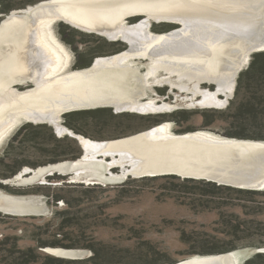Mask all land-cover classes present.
<instances>
[{"label": "rangeland", "instance_id": "1", "mask_svg": "<svg viewBox=\"0 0 264 264\" xmlns=\"http://www.w3.org/2000/svg\"><path fill=\"white\" fill-rule=\"evenodd\" d=\"M44 1L48 0H42L35 4H30L22 9H16L17 14H27L30 8L38 6ZM250 4L253 5L255 9L260 8L262 10L261 18L257 22L253 33V35H259V33L263 34L262 36L259 35V37L261 36L262 38L264 36V0H259L258 2L251 1ZM7 15L8 14H0V25L2 21L5 20ZM143 18L144 17L140 15L127 17L125 19V26L130 27L131 25H135ZM148 22L146 33L142 36L143 38L138 39L140 44L145 43L143 42L145 41L144 38L148 35L151 36L163 33L168 34L174 29L178 30L182 27L181 23H167L169 24L167 26L161 25V22L154 21L152 18H148ZM36 24L35 31H32L31 33L33 50L32 53L30 51V63L32 59L31 54H37L38 44L36 42V38L41 25L38 24V21H36ZM63 24L68 25L70 29L62 28ZM158 25L162 28L165 27V29L158 31L152 29V27H156ZM261 25L263 27H261ZM73 26L74 25H70L61 19L52 21L48 26L49 35L53 41L61 47L62 51L66 55V65L60 73L61 76L67 75V73L76 71L80 68L75 67L74 62L78 57V52L81 50L88 49L90 54L94 53V51L90 48H95L94 50L101 49L105 52L102 55L92 56L91 65H93V61L97 57H111L119 54L121 51L129 49L128 51L131 53L128 55V59L122 64H110L105 67L108 68L105 69V71L102 66H99L101 70L98 71L99 73L96 72L98 73L97 75L94 73L91 76V79L93 80L98 76L101 79V84L105 86L103 89L106 88L107 91L111 89V92L118 91V93L122 94L121 101L124 103L134 101L145 102L147 100H152L157 103L156 105L169 103V106L171 105L173 107L171 108L170 106L167 109L155 112L125 110L120 109L121 107L118 108L115 104L94 105L92 103L97 100L96 97L99 98L100 96H95V98L86 96V99L83 100V104L77 103L78 105L72 107H80L81 109H109V111L95 112L94 114H89L87 116V123L81 126L82 131L90 135L86 136V134L83 135L75 132L63 123V114L68 111L63 112L62 114L61 112L66 109H57L60 112L57 110L55 111L56 113L54 115H58V118L56 119L58 122L44 119L26 120L23 117V113L27 110V107H25L24 104L22 105V103H18L19 105L13 103V105H11L10 102L14 101L16 96H20L27 91L36 90L38 82L28 76L21 77L16 83L11 84L6 90L17 93L14 98H12L13 96H11L10 91H8L9 93L3 92L0 94V135L4 132L0 139V158L3 159L0 160V197L4 198V196L7 195L6 197L14 199V201L20 203L22 205V209H19L17 212H12L0 208V239L5 236L17 235L21 237L18 242L20 246L34 245L36 242L33 238H37L38 240L42 239L44 242H51L52 234L55 230H57L58 224L61 221L66 220L68 225L69 223H75V225L63 227L62 232H67V234H69V241L77 247H45L42 251H40L52 255L54 254V256H56L55 253L48 251L47 248L84 250L85 253L79 258L88 257L91 253L86 247L81 246L84 241L80 240L79 235L77 234V226L80 223L82 224L83 221L77 220L75 216L68 217L69 214H67V216H63V219L61 216H57L59 213L58 211L63 210L67 205L64 199L56 201L54 197L64 196L69 199H74L83 195L82 190H84V188H102L98 194L100 196V203L103 204L108 202L109 206L103 209L100 208L99 204H93L92 209L90 208L88 211H95V213H98L95 217L105 219L100 220L101 223L104 222L105 225H99L100 227L97 228V232L95 234L101 243L106 244L103 253L106 254V257L107 255L110 256L112 260L111 264H175L193 257L218 256L223 254L198 253V250H218L216 252H220V249L224 250L229 248H231V251L229 252L232 254V263L244 264V261L256 252H264V197L257 196L252 201H243V203L250 206L254 211L252 215L245 214L238 206L223 209V214H225V211L226 213L236 212L240 218L249 219L250 217V219H253L251 222L252 229L247 230L249 236L242 239V231H239L237 235H233L234 237H226V234L221 233V230H226V228H228V226L232 223L223 227L224 225L222 223L217 222L219 216L216 211L197 212V210L193 211L187 203H184L188 202V200H190L189 198L196 197L195 195L190 197L188 194L180 192V187H178L177 184L181 178L186 177L179 176V181L169 179L162 180L159 178L136 180L135 178H139L140 176L132 171H129L124 177L117 179L113 176V174L122 175L123 173H126V171L133 165L132 161L125 156H119V153L117 155H113L109 152H92L90 149V152L88 151V153H86L84 150L86 147L82 145L80 140V136L89 138V140L92 141L94 140V142H101L135 135L148 130L145 129L139 131L143 122L140 121L141 119L139 117V119L136 118L135 115L138 116L145 113L155 115L158 112L167 114H174L177 112L176 115H173L174 117L176 116L177 122L172 121L170 118L164 121L167 124V130L173 135L188 133L190 130H192L191 132L203 130L216 136L225 137L223 136V133L229 130V123L224 120V116L230 102L234 100V92L238 75L248 66L253 52L250 53L249 59L245 60L242 58L247 56L246 54H243L247 50L246 46L244 49L238 44V47H224V50H233L231 53L232 55L234 54V56H232L233 59L231 60L233 61L235 58L234 62L236 61L237 66L239 65L235 70L234 84L229 94H227L228 90L224 88V85H229V79L225 78L226 72L229 73V71H222L224 66H226L227 62L225 61L229 56H223V58L220 59L217 55H214L213 58L215 66L210 67L208 66V58L211 54L208 53L211 48L212 50L213 48H217L225 40H229L228 43H236L238 40L241 41L242 39V42L246 43L245 41H247L248 38L238 35L231 37L229 33L221 35L220 32H217L220 28L217 29L215 27H209L211 32H207L206 35L203 34L202 31H196L195 34H182L176 36L175 38L173 37V39L177 40H173L168 43L166 42L163 46H158L159 50L157 53H153L152 49V52L149 50L153 47V43L148 45V42L146 41L147 45L145 47H141V49H146L147 51L149 50V52L138 54V48H136L137 50L132 48L129 41L123 39L122 37H119L117 41L124 44L125 49L119 52H114L113 48H107V43L106 46H103V44L102 48L97 47L99 45H95L96 41L97 43H100V41L108 42L112 39H109L107 36L104 37L91 32H82V30L80 31V29ZM77 31L82 32L83 34L78 36L76 34ZM149 38L150 37L147 39ZM185 40L191 41L193 44L199 43L200 45L198 44L199 46H196V50L191 52L192 49L189 45L185 44ZM202 40H204V42L200 43ZM176 43H178V45H175ZM7 47L8 46L5 45L2 46L5 50ZM132 49L133 51H131ZM236 52H238V54H235ZM199 54H208V56H201ZM89 55L85 57H89ZM205 59L208 61V64L204 65L203 63ZM35 60H37V57ZM237 60H240L241 63H238ZM91 65L89 66V70L91 69ZM29 66H32V70L38 71L39 69L36 68L38 65H33V63L29 64ZM216 66H218V68H216ZM219 68H221V79L213 77V75H211L208 71V69L216 71ZM232 72L233 71H230L228 76L231 77ZM60 75L58 77H60ZM111 76H113L114 79ZM58 77H54V80L53 78L48 79L49 81L47 82L49 85L51 83V85L54 86V82L58 80ZM104 77L108 79H105ZM220 87H223V90H218ZM88 89L89 88H86V90ZM203 90L211 92L214 91L213 93H216L218 98L226 99V103L218 107L204 106L198 103ZM106 95L103 94V96ZM5 105L6 107H4ZM28 108L32 110L39 109L36 107ZM42 111H51V113H54V110L48 108H43ZM35 112L38 113L37 111ZM111 113L119 114V117L115 120L112 118L113 116H111ZM123 113L126 115H122ZM14 117L17 122L11 129H9V131H6L10 126V119ZM100 120L101 122L99 124L94 123L95 121L99 122ZM27 122L34 124H38L39 122L46 123L52 128L56 136L62 137L67 135L74 138L84 152L82 151L81 156L74 160H63L46 165H40L34 168L24 165L25 167L22 166L23 168L14 175L3 177L5 175L2 174H7L11 168H13L11 165L7 164L9 163V161H7L8 159L6 160L2 157L4 155V149L8 141L15 134L16 130ZM56 125H60L64 128V130L59 131ZM154 126H151L150 128ZM246 128L247 129L240 132H253L250 129V125ZM257 133L264 135V131H257ZM92 135H97L98 138H92ZM101 137L104 139H99ZM44 153L34 154L32 151H27L25 153V160H43L48 156V153H46L47 155ZM49 154L52 155V153ZM78 160L81 161L80 166H77L75 169L70 168L62 172L53 171L50 174L46 173L43 176L44 179H37L32 182L21 183V181L17 180V176H30V172H33L43 166ZM83 161L84 163H82ZM25 168L31 169L32 171L23 173ZM53 174H55L56 177H48V175ZM259 174H264V168L259 170ZM170 188L179 189V192H177L178 199L171 196ZM31 190H37L38 192H32ZM125 190H131V192H126ZM117 199H120L117 203L112 202L114 200L117 201ZM229 217L231 219H235V216ZM260 221H262V224H260ZM181 238H185L188 242H185Z\"/></svg>", "mask_w": 264, "mask_h": 264}, {"label": "bare ground", "instance_id": "2", "mask_svg": "<svg viewBox=\"0 0 264 264\" xmlns=\"http://www.w3.org/2000/svg\"><path fill=\"white\" fill-rule=\"evenodd\" d=\"M251 1L258 2L259 0H48L38 6L30 8L27 14H17V10H12L0 25V94L10 91L6 89H8L11 84L16 83L21 77L30 76L37 80L38 86L36 90L27 91L20 96H16L17 93L10 91L11 96H13L12 98L16 96L14 101L10 102L11 105H13V103H22V105L24 104L25 107H27V110L23 113V117L26 120L44 119L56 121L58 115L55 116L54 114L57 109H66L62 111L61 114L69 110L81 109L80 107L72 106L83 104V100L86 99V96L94 98L95 96H100L99 98L96 97L97 100L92 103L94 105L115 104L118 108L121 107L120 109L141 112L162 111V109H167L171 106L167 103L156 105L152 100L124 103L121 101V93H118V91L111 92V89L108 91L106 88L103 89L105 86L101 84V79L98 76L93 80L91 79L94 73L101 70L99 66H102L105 71V69H108L105 67L110 64H122L128 59V55L131 53L128 51L129 49L121 51L119 54L111 57L95 58L90 70L88 66L61 76L60 73L66 65V55L48 33V26L56 19H61L70 25L72 24L74 25L73 27L82 31L107 36L112 40L122 37L129 41L132 48H138V54L149 52L151 49L153 53H157L159 50L158 46H163L166 42L177 40L173 39V37L175 38L182 34L191 35L195 34L196 31H202V33L206 35L207 32H211L209 27L220 28L221 30H216L220 32L221 35L229 33L231 37L234 35L246 37L248 38L247 41H245L247 44L242 42L240 38L241 41L238 40L236 43H228L229 40H225L217 48H213V50L211 48L208 53L211 54L208 58L209 64L206 59L203 63L204 65L208 64V66L214 67V55H217L220 59L227 55L231 57L226 59V66H224L222 70L225 72L229 71V73L233 71L231 77L228 76L229 73L227 72L225 75V78L229 79V85H224V88L228 90L227 94H229L233 88L235 70L239 65L237 66L236 61L234 62L235 58L233 61L231 60L233 59L232 56H234V54L232 55L231 53L233 50H224V47H238V44L244 49L246 46L247 50L243 54L247 56L242 58L245 60L249 59L253 49H264V36L261 38L263 34L259 33V35H261L260 37L258 34L253 35L257 22L261 18L262 10L260 8L255 9L254 6L250 4ZM131 15H140L144 18L135 25H131L130 27L125 26V19ZM148 18H152L154 21L159 22L170 20L169 22L181 23L182 27L178 30L174 29L168 34L163 33L164 35H148L144 38L145 41L143 42L145 43L140 44L138 39L143 38L142 36L146 33V27L149 23ZM36 21H38V24L41 26L36 38L38 44L37 54H31V63H33V65H38L36 67L39 68L38 71L32 70V66H29V64H31L29 61L30 51L32 53L33 50L31 33L35 31L37 25ZM261 27L263 26L261 25ZM148 37L150 38L147 39ZM146 41L148 45L153 43V47L148 51L146 49H141V47L147 45ZM203 42L204 40L200 43ZM185 44L191 47V52L195 51L196 46L200 45L199 43V45L197 43L193 44L191 41L186 40ZM3 45L8 46L6 50L2 48ZM175 45H178V43ZM131 51H133V49ZM208 54L199 55L208 56ZM235 54H238V52ZM36 57L37 60H35ZM237 62L241 63L240 60H237ZM216 68H218V66H216ZM220 69L221 68L216 71L208 69V71L213 77L221 79ZM59 75L60 77H58ZM56 76L58 80L56 79L57 81L54 82V86L50 83L51 87L47 81L51 78L54 80ZM85 87L89 89L86 90ZM219 89L223 90V87L218 88V90ZM213 92L203 90L202 94L200 93L201 98L198 103L213 107H218L226 103V99L218 98V95ZM103 94L108 95H106V97L103 96ZM6 105L4 107H6ZM28 107L39 108V111L29 109ZM172 107L173 106H171V108ZM43 108L54 110V113H51V111L44 112L42 111ZM14 118L10 119V126L6 131H9L17 122L16 118ZM56 127L59 131L64 130L60 125H56ZM3 134L4 132L1 133L0 139ZM80 140L82 145L86 147V149H84L86 153H88V151L90 152V150L92 152H109L113 155L119 153V156H125L132 161L133 165L126 173L122 174L123 176L113 174L117 179L124 177L129 171H132L139 176L175 174L181 177L215 180L217 183H225L241 188L261 189L264 187V174H259V170L264 168V142L261 141L220 137L203 130L173 135L167 130V124L165 122L159 123L146 131L121 139L94 142V140L92 141L89 140V138L80 136ZM80 162L81 161L78 160L50 164L44 168L41 167L35 170L33 174L29 177L27 176V178L21 175L17 180L21 181V183H26L37 179H44V174L48 173L50 170L57 169L64 171L70 168L75 169L77 166H80ZM82 163H84V161ZM29 171L32 170L25 168L23 173ZM6 196H4V198L0 197L1 209L12 212H17L19 209H22L20 203ZM47 249L55 253V255L64 258H79L85 253L84 250L75 249ZM175 264L233 263L232 254L228 252L218 256L193 257Z\"/></svg>", "mask_w": 264, "mask_h": 264}, {"label": "trees", "instance_id": "3", "mask_svg": "<svg viewBox=\"0 0 264 264\" xmlns=\"http://www.w3.org/2000/svg\"><path fill=\"white\" fill-rule=\"evenodd\" d=\"M42 0H0V14L5 15L10 13L12 10L22 9L30 4H35ZM161 25H169L166 22H161ZM62 28L70 29L68 25L62 26ZM154 30V27H152ZM64 31V30H63ZM81 31V30H80ZM85 32V31H82ZM77 31V35L81 36L83 33ZM102 36V35H101ZM105 37V36H104ZM111 40L108 42L95 43L99 45L97 47L106 46L107 48H113L114 52H119L125 49V45L119 41ZM94 51L93 54L89 53V50H81L78 52V57L75 60V67H80L79 69L86 68L91 65V58L94 55H102L105 53L101 49L94 50L95 48H90ZM90 54V55H89ZM89 55V57H85ZM235 97L227 107L224 120L228 121V131L223 133V136L227 138H237V139H249V140H261L264 141V135L257 133V131H264V50L256 51L251 54V58L248 66L242 70L237 78V84L235 88ZM109 111L105 108L97 109H81L73 110L63 114V123L75 132L81 133L86 136H90L83 132L81 126L86 124L87 116L94 114L95 112ZM128 112V111H126ZM135 113V112H134ZM177 112L170 113H160L155 115L151 113H145L140 115H135L136 118H140L143 125L141 130L149 129L151 126L157 125L166 121L170 118L172 121L177 122L176 115ZM119 114H112V118L116 120ZM122 115H126L123 113ZM138 118V119H139ZM101 120L95 121V124H99ZM104 123V121H103ZM106 124V123H105ZM250 125L251 133H243ZM244 125V127H243ZM257 130V131H256ZM192 130H190L191 132ZM138 132V131H137ZM135 133V132H134ZM92 138H98L97 135L91 136ZM104 139V138H99ZM60 149V150H58ZM27 151H32V153H48V156L43 160L37 161H26L25 153ZM82 148L78 142L70 136L58 137L53 132L52 128L44 122H39L34 124L31 122L24 123L15 132V134L8 141L5 149V158L11 165V170L3 177H8L17 173L22 166L37 167L40 165H46L49 163H55L63 160H74L81 156ZM49 153H52L50 155ZM47 155V154H46ZM4 159V160H5ZM0 160H3L0 158ZM24 166V167H25ZM55 174L48 175L49 178H53ZM56 177V176H55ZM181 177V176H180ZM178 175L166 174V175H156V176H140L135 178L136 180L144 179H162V180H178L180 179ZM135 181V180H134ZM179 181V180H178ZM180 187V192L188 194L190 197L195 195V198H189L187 203L188 206L197 212H210L216 211L219 219L218 223H222L225 227L230 224L226 230H221V233L226 234V237H234L239 231H242L241 238L244 239L249 236L247 230L252 229L251 222L253 219L240 218L236 212L224 213V208L238 206L247 215H252L254 211L250 206L243 203L246 200H254L257 196L264 197L263 189H252V188H241L233 187L228 185L219 184L217 182L206 180V179H195V178H181L177 184ZM189 187V188H186ZM102 188H84L82 190L83 195L76 198H67L64 196H55L57 200H65L66 208L58 211L57 216L71 217L75 216L77 220H87L89 218L95 217L98 213L89 212L88 209H92L93 204H99L100 208H107L108 202L100 203L99 191ZM171 196L178 199L177 192L178 188H170ZM122 190V189H121ZM118 190V191H121ZM32 192H38L37 190H31ZM105 191V190H103ZM126 192H131V190H125ZM173 191V192H172ZM120 199L112 201L117 203ZM235 216V219H231L229 216ZM101 217V215L99 214ZM78 223V221H77ZM262 224V221H260ZM69 225L74 226V224L69 223ZM66 220L61 221L58 224L57 230H55L51 237V242H44L42 239L33 238L36 242L34 245L20 246L18 244L21 237L17 235L5 236L0 239V264H111L112 260L110 256L103 253L105 250V243H101L100 240L84 239L79 236V239L84 241L81 246L86 247L91 254L85 258H64L60 256H54V254H48L41 252L45 247H77L75 244L69 241V234L67 232H62L63 227H69ZM81 223L77 226V234L81 232ZM80 226V228H79ZM185 242H188L185 238H181ZM229 248V247H227ZM41 250V251H40ZM218 251V250H216ZM214 250H204L198 253L205 254H216L231 251L229 249H220V252ZM114 264V263H112ZM173 264V263H171ZM244 264H264V252L258 251L251 257L244 261Z\"/></svg>", "mask_w": 264, "mask_h": 264}, {"label": "flooded vegetation", "instance_id": "4", "mask_svg": "<svg viewBox=\"0 0 264 264\" xmlns=\"http://www.w3.org/2000/svg\"><path fill=\"white\" fill-rule=\"evenodd\" d=\"M163 29H165V27L164 28H162L161 26H156V27H154V30H156V31H158V30H163ZM154 102V101H153ZM163 103H166V102H163ZM157 104V103H156ZM162 104V103H161ZM169 104V103H168ZM44 167H46V166H43L42 168H44ZM41 168V167H40ZM40 168H38V169H40ZM37 170V169H36ZM35 171V170H34ZM33 171V172H34ZM53 171H55V172H57V171H61L62 172V170H57V169H53V170H50V171H48V173H51V172H53ZM33 172H30V176L33 174ZM19 176H21V175H19ZM19 176H17V178L19 177ZM23 176V175H22ZM27 176L28 175H26V177L24 176V178H27ZM29 177V176H28ZM21 179H23V178H21ZM100 220H105L104 218H99V217H92V218H89V219H87V220H84V222L82 223V225H81V232H79V236L80 237H82V238H84V239H93V240H98L97 239V237H96V230H97V228L98 227H100L99 225H101V226H104L105 224H104V222H102L101 223V221ZM48 250V249H47Z\"/></svg>", "mask_w": 264, "mask_h": 264}, {"label": "water", "instance_id": "5", "mask_svg": "<svg viewBox=\"0 0 264 264\" xmlns=\"http://www.w3.org/2000/svg\"><path fill=\"white\" fill-rule=\"evenodd\" d=\"M133 16H137V15H131L130 17H133ZM170 21V20H169ZM168 20H166V21H164V22H166V23H175V24H177V22H169ZM261 50H264V49H261ZM256 52V51H260V48H255V49H253V51L252 52ZM72 111V110H71ZM69 112V111H68ZM83 150V149H82ZM83 152H84V150H83ZM160 175H164V174H160ZM186 178H193V177H186ZM198 179V178H197ZM212 181H214V182H216L215 180H212ZM219 184H223V185H228V184H225V183H219ZM228 186H233V185H228ZM235 187H237V186H235ZM254 189V188H253Z\"/></svg>", "mask_w": 264, "mask_h": 264}]
</instances>
